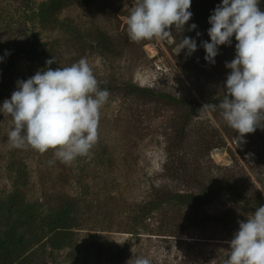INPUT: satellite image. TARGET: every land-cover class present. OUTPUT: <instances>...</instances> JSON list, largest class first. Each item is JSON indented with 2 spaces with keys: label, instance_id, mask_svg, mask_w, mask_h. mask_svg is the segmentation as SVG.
<instances>
[{
  "label": "rangeland",
  "instance_id": "374dc122",
  "mask_svg": "<svg viewBox=\"0 0 264 264\" xmlns=\"http://www.w3.org/2000/svg\"><path fill=\"white\" fill-rule=\"evenodd\" d=\"M41 1L29 0L30 8ZM132 3L72 0L44 29L27 20L24 4L0 0V106L18 80L82 57L110 93L98 142L70 164L54 149L10 148L12 121L0 113V224L10 222L15 205L39 217H71L56 245H29L14 264H127L134 255L151 264H225L238 221L246 222L260 201L264 206V129L239 142L218 108L200 110L223 99L231 71L225 63L234 59L237 41L218 46L214 64L202 46L211 25L188 31V21L183 33L174 29L163 41L133 42L126 24ZM100 31L107 48L93 44ZM184 37L197 50L176 55ZM49 55L53 66L44 64ZM137 87L191 104L143 96ZM222 180L237 195L212 196Z\"/></svg>",
  "mask_w": 264,
  "mask_h": 264
},
{
  "label": "clouds",
  "instance_id": "9594fccd",
  "mask_svg": "<svg viewBox=\"0 0 264 264\" xmlns=\"http://www.w3.org/2000/svg\"><path fill=\"white\" fill-rule=\"evenodd\" d=\"M191 4L192 0H133L126 21L129 39L137 43L163 41L173 27L183 33L193 16ZM208 22L210 42H202L208 63H215L218 46H231L233 36L237 43L234 59L225 63L231 71L223 99L200 110L215 112L218 108L227 125L240 134L237 140L243 142L245 134L264 129V11L260 0H222ZM196 27L191 24L188 31ZM184 49L191 55L197 50L196 41L181 39L176 55ZM53 63V58L46 61L47 65ZM16 85L11 98L0 106V113L12 121L10 148H31L40 153L54 149V156L66 164L89 156L98 142L100 110L110 93L99 87L86 58L68 67H47ZM238 224L225 264H264V206ZM127 264L151 261L134 255Z\"/></svg>",
  "mask_w": 264,
  "mask_h": 264
},
{
  "label": "trees",
  "instance_id": "16d2710c",
  "mask_svg": "<svg viewBox=\"0 0 264 264\" xmlns=\"http://www.w3.org/2000/svg\"><path fill=\"white\" fill-rule=\"evenodd\" d=\"M20 4L28 7L27 12L29 18L27 20L32 21L37 19L42 28L46 29L51 25L58 23V12L70 3L72 0H43L38 6L33 10L29 6V0H17ZM81 1V0H74ZM222 3V0H202L201 2L191 4L190 11L193 13L192 18L189 20L190 24L197 25L198 28L207 27L209 24L208 20L212 14L214 8ZM260 8L264 11V0H260ZM26 16V15H25ZM69 23L73 24V19L69 18ZM188 26V28H189ZM200 26V27H199ZM197 27L195 29H197ZM174 30V27H173ZM179 32V31H178ZM77 33V40L83 38L79 36L80 33ZM235 38V36H233ZM232 37V38H233ZM92 43V42H89ZM237 42H235L236 44ZM98 47L108 46L109 40L107 35L103 34L102 31L98 33L96 42L93 43ZM107 48V47H106ZM235 52V46H234ZM53 56L49 55L46 58V61L52 59ZM45 61V65L46 64ZM55 61V60H54ZM56 63V62H55ZM55 63L47 66H53ZM137 90L143 93V96L156 97L159 99H164L167 102L173 104H189L186 103L180 98H177L168 93H155L151 89L139 88ZM191 104V103H190ZM197 106L199 103L195 102ZM214 193H211L212 196L230 192L237 195V192L232 189L229 183L225 180H222L214 189ZM186 199V196H183ZM259 207L262 206L263 201L259 202ZM12 206H9L8 211L12 210L10 214V222L6 225L0 224V264H14L16 260L23 254V250H27L29 245L35 244L37 242H47L50 245H56L63 236L67 229H69V220L71 217H39L37 212L34 210H29L28 207L20 208L18 205H15V208L12 209Z\"/></svg>",
  "mask_w": 264,
  "mask_h": 264
}]
</instances>
